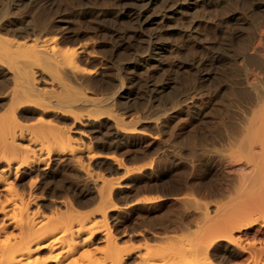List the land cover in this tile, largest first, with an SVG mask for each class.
<instances>
[{
    "label": "bare ground",
    "instance_id": "6f19581e",
    "mask_svg": "<svg viewBox=\"0 0 264 264\" xmlns=\"http://www.w3.org/2000/svg\"><path fill=\"white\" fill-rule=\"evenodd\" d=\"M155 1L129 0L113 13L110 11L114 22L126 13L130 16L136 25L129 35L103 29L102 19L107 12L90 9L91 18L84 6L80 7L75 14L90 16L87 23L96 39L75 37L74 45L62 46L60 38L83 32L68 29L70 10L57 5V14L51 19L40 9L22 17L20 11L28 9L34 0H0V264H234L229 263L233 259L239 264H264L261 20L254 22L251 35L232 32L233 39L242 40L236 48L226 44L223 52L200 41L194 27L189 26L184 33L208 52L194 62L198 81L208 79L210 64L221 63V73L230 79L228 89L234 94V111L225 112L229 121L223 124V136L219 135V140L224 141L215 150L223 170L219 172V168L212 185H203L204 191L209 190L205 197L214 199L201 201L193 193V198L172 193L175 201L192 202L191 208L186 203L187 211L182 214L178 210L154 221L134 218L136 224L129 225L134 205L167 198L165 192L136 194L141 186L157 185L162 179L158 172L161 159L166 162L168 156H177L156 134L147 136L139 127L126 123L120 114L112 112L111 106L116 103L124 110L141 108L151 96L157 100L155 94L165 85L170 87V81L157 86L150 77L142 80L137 73L141 67L150 70L158 65L154 55L172 52V46L160 39V28L151 27L153 31L147 32L144 27L153 25L156 19L157 23H165L175 14L208 2L163 0L161 9L149 11ZM51 2L49 5L54 3ZM54 22H58L55 28L47 31ZM104 35L103 41L100 38ZM138 36L144 38L137 40ZM101 43L107 44L108 59L127 55L122 64L127 70L124 83L119 82L114 91L116 100L109 99L111 104L115 101L111 109L107 97L90 96L85 91L87 85L91 86L88 82L102 83L104 79V62L98 58L100 49H95ZM83 59L96 65L82 67ZM176 65L179 70L186 64L179 61ZM223 85L216 88L218 93ZM145 93L150 94L148 100L143 99L148 95ZM183 100L178 96L167 114L163 112L166 126L178 116L176 109ZM198 110L201 116L202 110ZM77 124L80 126L71 134L68 125ZM86 132L93 136L85 137ZM146 137L145 143L141 139ZM202 145L201 150H207V145ZM126 222L129 227L124 228Z\"/></svg>",
    "mask_w": 264,
    "mask_h": 264
},
{
    "label": "rangeland",
    "instance_id": "374dc122",
    "mask_svg": "<svg viewBox=\"0 0 264 264\" xmlns=\"http://www.w3.org/2000/svg\"><path fill=\"white\" fill-rule=\"evenodd\" d=\"M45 1L46 0H34V4L27 6L28 9H26V7L23 8L21 11L24 14L22 15L21 11H20L19 16H22V17L32 16V14L34 15L33 12L36 13L40 9L39 11H42V13L46 12L47 14L45 13V15L47 17H50L48 19H51L54 15L56 16L59 7L60 8L65 7V10L67 12L70 10L71 12L69 11V13H71V15L69 16V18L71 21L67 25L68 29H70V30L74 29V31L75 30L76 31L81 30L83 32H81L77 35H75V34L71 35L72 38L69 36L71 38V40L69 37L60 38L62 46L66 43H68V44H66L67 46L74 45L75 42L73 41V39H76V38H77V40H80V38L82 40H84L86 38L87 39H93L95 37L94 33H92V31L89 28L90 27L88 25L89 23H87V20L90 19L89 15H91V18L93 17V15L89 12L90 9H91V12L94 10L96 11L97 10L96 8L107 12V15L104 16V18L102 19L103 29L105 31L112 28V30L115 29L114 31L115 32L117 31L116 33H118V34L129 35L131 33V31L133 30L132 26L134 27L136 25L132 21V19H130V16L127 15V13H126V15L120 17L119 21L117 20L115 22L112 20L113 18L110 15L114 11L119 9V7H121L124 3L129 2V0L128 1L127 0H50V1H46V2ZM51 1H53L54 3L52 5H49V3ZM78 1H81L82 3L78 2ZM162 1L163 0H156L155 1L156 3L154 2L153 4H151L149 6V8H150L149 11L150 10L151 11L152 10L158 11L159 9H161L162 4H163ZM206 1H208V2L206 4H204L203 6L192 7V8H190L191 10L189 9L184 13L175 14L173 16V18H171L168 21H165V23H162V24L157 23L159 21V19H156V21H154L153 25L147 24L144 27L145 31H147V32L153 31V28H151V27H155L157 29L160 28L159 29L160 30V39H162V41L164 43L172 46V52L161 53L162 54L161 56L160 55H157V56L154 55L156 58L158 57V59H159L158 62H155V64H158V65H156L157 67L155 66L154 68H152L150 70L149 69L146 70L144 67H141L137 70V73L139 72L138 75H139L140 79L143 80L144 78H146L145 76L150 77V79H152L155 82V85H157V86L164 85L168 81L171 82L170 87L167 88V85H165L162 88V90H160L157 94H155L157 97V100H153L151 98L152 96L150 97L149 93H145L148 95H147V97L143 96V99L148 100V98L150 97L147 103L145 100V106L147 104L146 108H145V106L141 107V108L132 107V108H129L128 110H124L122 108V105H117L116 103H114L115 102L114 100H112L114 104L113 103H112L113 105L111 104V100H109V99L117 98V97H115L116 95H115L114 91L118 87L119 82L124 81V79H122V78L124 77V75H125L124 73L127 70H124L125 67L122 64L124 63V57H126L127 55L126 54H125L126 56L123 55V57H121L120 59L115 58L116 60L114 58L108 59V57L105 55V48L107 47V44L103 43V45H102V43H101L100 46H97L95 48V49H100L99 54L97 53L99 56L98 58L101 59V61L99 59L100 62H104V63H102V65L99 62V65L102 66L101 72L103 73L104 79H103L102 83H97L94 81L88 82L89 85H91V86H90V88L88 85L86 86V87H88V89L85 88L86 93L87 94L89 93L90 96L102 95V97H107L109 100L108 109L112 105L113 106V107L111 106V108L113 110V111L111 110L112 112H114V113L117 112L116 114H120L121 116L120 115L119 116L122 117V119L126 123H129V124L131 123V124L135 125L137 128L139 127L140 129H142L143 132L147 136L148 135L150 136L151 134L152 135L156 134L157 139L159 137L158 140H163L165 142V145L168 148V149L167 148L166 149L169 152L176 153V156H177V157L172 159L171 157L166 155V156H168L166 159L167 163L165 162L164 159H161L160 168H159V170H161V171H158V172L162 175L161 180H163L164 182L160 180L158 182L159 184L157 183V185L151 184V186L150 185H147L145 187L141 186L139 188L137 194H136L137 196H141V195L142 196H144V195L152 196V195H156V194L163 195L165 192L166 193L165 196L167 195L166 196L167 198H165L164 201L158 200V202L155 201V202H151L148 204L147 203H139L137 205H134L133 206V212L134 213L131 215L130 220H128L129 225H132V223H134L133 225H135L136 224L135 219H137L139 217H146V218L154 221V220L161 218V217H169L171 215H174V214H176V212L177 213L179 212L178 210H180V213L182 214L184 211H187V208L188 209L191 208L190 205L193 204L192 202L191 203L186 202L188 205L190 204L188 206L186 203H182V202L180 203L179 201H175L172 199L173 194L174 195H179V194L184 195L185 194L188 196H190V195L192 196V193H193L194 197L196 198L197 197L196 195H198V200H201V201L211 200L210 198L214 199V196H210V197L206 196L207 199H205L206 198L205 194L208 193L209 190H207V191L205 190L206 191L205 192L203 190V187H204L203 185L209 184V183H210V185H212L215 182L216 178L218 177L217 173H219L223 170L221 162L218 159V157L216 156L217 151H215V150L216 149L218 150L219 147H222L221 141H224V140H219L220 139L219 135H221V137L223 136L222 131L224 133L225 128H222V127L224 125H227L226 123L229 121V119L226 117L225 112H227V111L231 112L232 110L234 111V107H231V106H233V104L231 102L234 99V96H233L234 94H233V92L231 93L228 89V88H230L229 87V84H230L229 77L227 75H225L224 73H221V71H220L221 69H223L222 65L224 67V63L218 64L219 66L217 64H210L211 65V66H209L210 67V71H209L210 75H209L208 79L206 81L204 80V82L198 81L199 79H197V77H198L197 76V68H195L196 65L194 64V62L197 63V60L200 59L198 57H200V55L202 57L204 55V53L208 54V52L205 49H203L202 47H199L200 45L197 42L189 40L184 35V33L186 32V30L188 29L189 26L192 29L194 27V29L196 28L195 31L198 33L197 34L198 38L199 37L201 38V39L199 38L200 41L201 40L205 41L206 45L208 47H214V48L216 47V49L219 48V50L221 48L222 49L221 51L223 52V50H225V47H226L225 45L228 43H232L233 47L235 46V48H236L237 47L236 45L238 44L237 42L241 41L242 39L240 40V38H239V41H238V39H233L232 32L234 33L235 31H240L243 34V36L245 37V36H247L248 33L249 34L254 33L255 27L253 26V24L255 25V23H257L258 21L261 20L262 23L259 22L258 24H260V26H262V27L264 26V0H206ZM35 2H36V4H35ZM85 3H86V6H88L86 8H85ZM116 3H118V4H116ZM199 3H201V1H199ZM47 4H48V7H47ZM57 5H59V7ZM83 6H84V9H86L89 12V15L88 14L86 15V17L88 16L87 18L75 14L76 9H78L80 7L83 8ZM52 10H54V11L52 12ZM24 11L27 12V14ZM110 11H112V13ZM28 14H30V15H28ZM130 21H132L133 24ZM117 22H119V23H117ZM120 22H121V24H120ZM56 23H58V22H54V23H52V26L51 25L48 26L49 28L48 27H47L48 29L46 28L47 31L54 29L55 28L54 26L56 25ZM158 24H160V25H158ZM69 25L71 27H69ZM129 27H131V28H129ZM262 27H261V29H262ZM250 29H252V30H250ZM124 30L126 31L125 33H124ZM248 31H250V32H248ZM127 33H129V34H127ZM143 33L145 34V32H143ZM106 34H108V32H106ZM138 37H136L137 40L144 38V37L141 38V36H138ZM103 38H100V39L104 41L106 39V35H104ZM94 39H96V38H94ZM199 39H198V41H199ZM69 43H71V44H69ZM106 50H107V48H106ZM130 51H131V49H130ZM137 52H139V51L137 50ZM224 52H226V51H224ZM202 53H203V55H202ZM100 54H103V55H101V57H100ZM129 57H130V55H129ZM83 60H82V63H80V65H82V67L83 66L84 67H94L96 65V63H95V65L93 63H90L89 59H83ZM86 60L88 61V63ZM179 61L184 62L186 64L184 67L185 69L183 68L184 70L183 69L178 70V68H176L177 67L176 64ZM191 64L193 65L194 68H192ZM119 71H121L120 74L118 73ZM107 72H108V74H107ZM148 74H150V75H148ZM119 75H122V76H119ZM103 77H101V78H103ZM102 84L105 86H103ZM220 84L221 85L224 84L223 85L224 88L221 89V91L218 93L216 91V88ZM106 85H107V87H106ZM227 85H228V87H227ZM89 89H90L91 93H90V91L89 92L87 91ZM111 94H113L114 96H111ZM160 95H161V98H160ZM178 96L181 97L182 99H184L181 102L182 105L180 104L181 107H179V108L177 107V109H176L177 111L175 110L176 113H178V116H176L174 118V120H172L169 123V125L166 126V121H165L166 115L164 117V113L167 114V108L171 107L170 105L173 104V102L175 101V99L178 98ZM225 104H226V106H225ZM106 109H107V107H106ZM198 109L202 110L201 116L197 114V112L199 111ZM233 111H232V113H233ZM227 114H228V112H227ZM129 119L131 120L130 122H129ZM133 119L135 121H133ZM69 120H67V121H69ZM156 120H159L157 122L158 124L155 122ZM226 120H228V121H226ZM134 122H136V124ZM162 122H163V124H162ZM224 122H225V124H224ZM159 124L162 126H160ZM79 126L80 125H78V124L77 125H68L70 133L74 134V132H76L75 128L79 127ZM157 126L164 127V128H162V129L156 128ZM167 131H169V132H167ZM85 134H84L85 137L86 136L87 137L93 136L90 132H86ZM96 137H99V135H97ZM204 139H206V140H204ZM141 140H143L145 142V140H148V138L147 137L142 138ZM204 142L206 144H204ZM202 144L207 145L206 146L207 150L204 149L205 152L201 150ZM204 145H202V146L204 147ZM218 145H219V147H218ZM212 146H215V148H212ZM151 148L148 151H150ZM104 150L106 151V149H104ZM104 150L102 149V151H104ZM192 153H194V154H192ZM195 155H196V157H195ZM198 155H199V157H198ZM162 160H164V161L162 162ZM200 162L201 163L204 162L207 165L204 163L201 164ZM219 164H220V166H217ZM105 166L106 165H103V167H105ZM164 166H165V168H164ZM187 180H190V181L187 182ZM197 182H198V184H197ZM149 188H151V189H149ZM167 193H169V194H167ZM192 198H193V196H192ZM182 206H183V209H182ZM185 207H187V208H185ZM184 209H186V210H184ZM128 222H126L124 224L125 225L124 228L129 227L127 224ZM120 229H122V227H118V230H120ZM234 260L235 259H233L232 262L231 261L230 262L228 261V262L234 263V264H239L240 261L238 259H236V260H238V262L234 261Z\"/></svg>",
    "mask_w": 264,
    "mask_h": 264
}]
</instances>
